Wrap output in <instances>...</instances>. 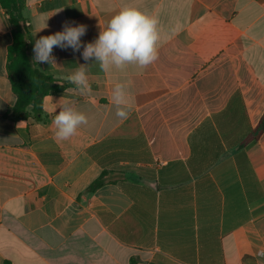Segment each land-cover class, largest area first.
<instances>
[{
  "label": "crops",
  "instance_id": "crops-1",
  "mask_svg": "<svg viewBox=\"0 0 264 264\" xmlns=\"http://www.w3.org/2000/svg\"><path fill=\"white\" fill-rule=\"evenodd\" d=\"M25 3L33 56L65 23L93 42L126 6L158 19L160 41L145 70L88 61L89 94L64 79L86 63L83 47H54L63 67L37 68L63 90L44 98L41 121L16 120L0 5V264H264V134L246 141L264 113V0ZM118 82L126 120L111 100ZM61 98L88 123L58 142Z\"/></svg>",
  "mask_w": 264,
  "mask_h": 264
},
{
  "label": "clouds",
  "instance_id": "clouds-1",
  "mask_svg": "<svg viewBox=\"0 0 264 264\" xmlns=\"http://www.w3.org/2000/svg\"><path fill=\"white\" fill-rule=\"evenodd\" d=\"M47 20L48 18L43 20V26L34 33V36L47 27ZM158 24L155 16L136 7L126 6L107 21L101 28L98 38L82 46L81 37L86 33V26L82 24L70 26L65 23L62 31L35 40L33 65L47 63L62 68L63 66L56 64V59L52 55L53 48H71L73 52H78L83 47L81 56L86 63L78 64L79 67L66 74L64 79L74 84L80 94H89L92 89L88 69L93 63L89 64L88 61L94 60L102 72L109 73L114 69L123 71L129 66L145 70L158 59L160 41ZM111 100L116 117L120 120L128 119L131 103L124 83H115ZM55 105L52 109L56 113L52 120L54 138L58 142L69 140L77 134L82 125L88 123V118L62 98ZM57 108L60 109L58 114Z\"/></svg>",
  "mask_w": 264,
  "mask_h": 264
},
{
  "label": "trees",
  "instance_id": "trees-1",
  "mask_svg": "<svg viewBox=\"0 0 264 264\" xmlns=\"http://www.w3.org/2000/svg\"><path fill=\"white\" fill-rule=\"evenodd\" d=\"M0 5L8 15L13 42L8 49L7 70L15 94L16 104L12 116L16 120L33 118L41 121L43 117V100L51 92H61L63 88L56 80L41 72L33 65V54L30 46L29 24L25 18V0H0ZM31 108V111H29ZM264 134V113L252 134L246 141H258ZM106 174H102L89 191H95L106 183ZM5 264H11L5 262Z\"/></svg>",
  "mask_w": 264,
  "mask_h": 264
}]
</instances>
